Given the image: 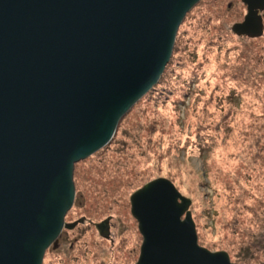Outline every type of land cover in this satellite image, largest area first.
<instances>
[{"label": "water", "instance_id": "obj_1", "mask_svg": "<svg viewBox=\"0 0 264 264\" xmlns=\"http://www.w3.org/2000/svg\"><path fill=\"white\" fill-rule=\"evenodd\" d=\"M200 0H0V264H42L71 209L74 165L112 140L159 82ZM238 36L263 33L264 0H241ZM163 178L130 196L142 237L135 264H233L197 243ZM108 237V222L96 225Z\"/></svg>", "mask_w": 264, "mask_h": 264}, {"label": "rangeland", "instance_id": "obj_2", "mask_svg": "<svg viewBox=\"0 0 264 264\" xmlns=\"http://www.w3.org/2000/svg\"><path fill=\"white\" fill-rule=\"evenodd\" d=\"M246 13L241 0H200L186 14L159 82L109 144L74 165L64 223L76 225L42 264H135L130 196L158 178L191 201L200 247L264 264V11L258 38L232 31Z\"/></svg>", "mask_w": 264, "mask_h": 264}]
</instances>
